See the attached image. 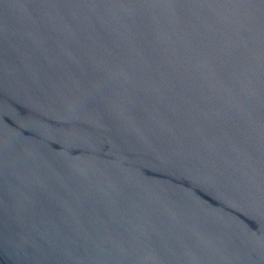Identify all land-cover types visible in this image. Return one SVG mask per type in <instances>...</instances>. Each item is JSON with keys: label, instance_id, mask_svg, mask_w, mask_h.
I'll use <instances>...</instances> for the list:
<instances>
[{"label": "water", "instance_id": "obj_1", "mask_svg": "<svg viewBox=\"0 0 264 264\" xmlns=\"http://www.w3.org/2000/svg\"><path fill=\"white\" fill-rule=\"evenodd\" d=\"M0 264H264V0H0Z\"/></svg>", "mask_w": 264, "mask_h": 264}]
</instances>
